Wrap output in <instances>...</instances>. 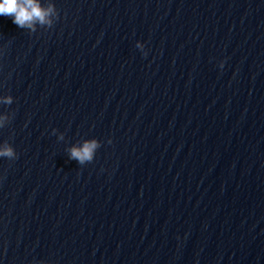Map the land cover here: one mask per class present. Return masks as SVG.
<instances>
[{"label":"clouds","instance_id":"obj_1","mask_svg":"<svg viewBox=\"0 0 264 264\" xmlns=\"http://www.w3.org/2000/svg\"><path fill=\"white\" fill-rule=\"evenodd\" d=\"M53 15L58 18V13L54 6L43 7L39 0H0V16L12 17L13 23L21 29H29L34 32L37 23L42 26L52 27L53 20L51 17ZM136 47L147 56V52L144 51V44L137 43ZM223 64L224 62L221 61V68ZM0 103L11 105L13 97L8 95ZM7 119V116H0V128L5 126ZM100 146V142L97 139H86L82 144L74 145L68 150L69 159L77 161L79 165L90 163L93 161L95 153ZM0 157L12 160L17 157V153L12 145L5 143L3 147H0Z\"/></svg>","mask_w":264,"mask_h":264}]
</instances>
